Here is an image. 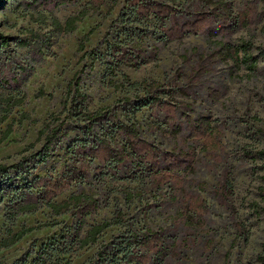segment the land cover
Instances as JSON below:
<instances>
[{
    "label": "rangeland",
    "instance_id": "obj_1",
    "mask_svg": "<svg viewBox=\"0 0 264 264\" xmlns=\"http://www.w3.org/2000/svg\"><path fill=\"white\" fill-rule=\"evenodd\" d=\"M227 1L233 17L243 16L247 19L245 23L236 18L225 25L220 17L212 15L206 31L187 32L172 41L160 40V29L151 26L147 40L150 44L159 43V53L150 52L137 66L122 64L113 70L108 67L109 58L96 61L93 69L87 68L82 74L80 84L89 96L91 110L111 107L118 111V117L98 127V133L117 121H135L144 139L190 165L181 171L184 185L187 191L206 201L204 224L185 229L175 223L172 215L178 206L169 199L171 190L165 186L159 191L147 177L110 175L101 185L91 180L102 203L89 217L90 222L113 219L121 210L125 224L105 229L96 243L74 253L70 264H90L103 243L147 226L163 229L170 238L191 234L194 240L189 246L178 249L186 264H259L264 243V171L260 156L264 148V0ZM89 4L90 0H78L55 7L45 0H0V32L10 38L8 44L0 41V77L8 80L6 85L10 87L5 92L1 88L0 101H5L1 97L5 99L12 94L15 99L24 97L25 101L0 123V136L21 113L29 112L32 116L21 123L15 121V130L0 144V165L16 163L44 147L45 136L39 137L40 130L50 122L52 113L63 109L68 85L76 72L92 63L90 57L78 52L80 38L93 28L86 48L105 53L110 42L127 37L129 25L133 24L129 19V0H120L111 11L109 5H104L98 12L87 15L71 32L53 23V18H57L64 26L69 17ZM177 4L188 15L194 16L198 11L191 1L177 0ZM200 8L213 9L205 4ZM217 41L241 48L245 47L243 44L248 45L254 67L249 61L238 62ZM239 55L244 57V50ZM22 67L26 69L22 71ZM124 74L132 81L163 83L162 96L175 104L172 120L181 125L179 132L166 122L168 112L164 109L151 111L145 107L139 112L133 111L145 92L127 83L122 85ZM40 88L47 95L38 96ZM185 114L194 119L209 118L217 128V146L208 150L204 139H188ZM81 137L82 132L73 131L67 138H56L48 160L38 164L28 177L44 175L55 166L60 168L66 161L67 146ZM5 181L6 177L0 174V187ZM222 182L231 185L228 200L214 193L215 186ZM127 188L133 196L127 194ZM4 208L5 203L0 213L2 235H6L8 228ZM54 219L61 223L35 229L17 243L0 248V264H33L42 244L72 223L69 214L55 216L48 208L19 215L15 230L23 224L36 225ZM239 221L245 223L247 236L240 238L227 256ZM210 240L212 243L208 246ZM179 259L177 252H172L168 263L178 264Z\"/></svg>",
    "mask_w": 264,
    "mask_h": 264
},
{
    "label": "trees",
    "instance_id": "obj_2",
    "mask_svg": "<svg viewBox=\"0 0 264 264\" xmlns=\"http://www.w3.org/2000/svg\"><path fill=\"white\" fill-rule=\"evenodd\" d=\"M77 1L45 0L55 7L74 4ZM188 1L198 8L194 16L180 9L177 0H129V19L133 20V24L129 25L130 31L125 39L110 42L105 53H101L98 49L86 48V42L90 39L93 28L80 38L78 52L90 57L92 63L90 67L85 64L76 72L68 85L63 109L59 113H52L50 122L40 130L39 137L45 136L44 147L32 155L22 157L16 163L0 165V174L6 177V184L0 187V213L5 203L4 217L8 222L6 235H2L0 230V248L17 243L35 229L60 224L59 220L54 219L36 225L23 224L19 229H14L19 215L36 213L42 208H48L55 216L69 214L72 216V223L65 225L59 235L42 244L33 264H70L73 254L96 243L105 229L114 224H125L121 210L113 219L95 223L89 220L102 203L91 180L101 185L110 175L134 179H139L140 176L147 177L159 191L167 186L171 190L169 199L178 206L172 215L173 221L183 225L185 229L204 224L206 201L200 195L187 191L184 185L181 171L190 165L175 158L171 153L165 154L154 143L144 139L141 128L135 121H117L103 129L101 134L98 133V127L118 117V111L111 107L91 110L88 106L89 96L80 87L82 74L87 68L93 69L96 61H105L109 58L111 61L108 62V67L113 70L122 64L137 66L145 61L150 52L159 53L161 50L159 43L150 44L147 40L151 26L160 29L162 36L160 40L172 41L187 32L206 31L214 15L220 17L225 25L238 18L233 17L227 0H185ZM119 2L120 0H90L89 7L69 17L64 26L57 18H53V23L66 32H71L90 13L98 12L104 5H109L111 11ZM202 4L211 5L214 10H201ZM123 20H127L126 15H123ZM246 20L243 16L237 19L241 23H245ZM9 40V36L0 32V41L3 44H8ZM216 43L238 62L249 61L251 64L254 62L253 55L247 50L248 45L243 44L242 46L245 47L241 48L224 41ZM241 49L244 50V57L239 55ZM25 69L26 67H22V71ZM123 79L122 85L127 83L145 92V96L141 97L133 107L134 112H139L145 107H149L151 111L164 109L168 112L166 122L171 124L175 132H179L181 125L172 120L171 111L175 104L162 96L161 81H132L127 74L123 75ZM6 84H9L8 80L0 77V94L1 88L4 92L10 88ZM12 95L5 99L1 97V100L5 101H0V113H3L0 115V123L10 116L14 107L25 102L24 97L15 99ZM44 95H47V91L40 88L38 96ZM184 116L189 130L188 139L193 141L204 139V147L208 150L217 146L219 143L215 136L217 128L209 118L194 119L188 114ZM31 118L29 112H23L20 117L14 118L1 133L0 144L15 130L16 120L21 123ZM73 131L82 132L83 137L67 146L65 163L58 169L57 166L53 167L44 175L28 177L38 164L48 160L55 139L67 138ZM260 156L261 169L264 171V148L260 151ZM18 177L21 180H16ZM74 188L76 190H73ZM68 191L71 193L62 197ZM126 192L129 196L134 194L128 188ZM214 193L218 198L228 200L232 193L231 185L222 182L215 186ZM60 197L62 198L59 199ZM262 210L264 213V206ZM246 236L245 223L237 222L236 235L227 256L239 239ZM192 240L194 239L191 234L170 238L163 229L147 226L140 231L130 230L120 239L103 243L90 264H169L168 257L172 252H177L180 258L178 264H186L181 260L182 254L178 249L181 246H189ZM211 243V240L208 241V246ZM258 260L259 264H264V243Z\"/></svg>",
    "mask_w": 264,
    "mask_h": 264
}]
</instances>
